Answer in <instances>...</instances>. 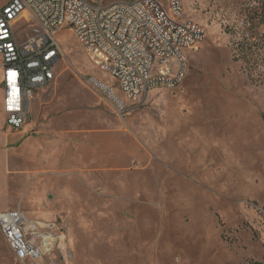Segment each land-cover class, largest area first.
<instances>
[{"label": "rangeland", "instance_id": "374dc122", "mask_svg": "<svg viewBox=\"0 0 264 264\" xmlns=\"http://www.w3.org/2000/svg\"><path fill=\"white\" fill-rule=\"evenodd\" d=\"M182 5L204 35L173 86L126 100L62 28L26 125L0 106V211L65 238L22 262L0 234V264H264V0Z\"/></svg>", "mask_w": 264, "mask_h": 264}, {"label": "built area", "instance_id": "2783aa9c", "mask_svg": "<svg viewBox=\"0 0 264 264\" xmlns=\"http://www.w3.org/2000/svg\"><path fill=\"white\" fill-rule=\"evenodd\" d=\"M22 21L34 22L39 33L20 41ZM62 28L134 104L157 86H173L183 76L186 50L204 35L184 19L182 0H0V106L10 129L26 125L34 93L53 79L60 59L55 34ZM0 234L22 262L65 245L63 235L19 210L0 211Z\"/></svg>", "mask_w": 264, "mask_h": 264}, {"label": "water", "instance_id": "95a60500", "mask_svg": "<svg viewBox=\"0 0 264 264\" xmlns=\"http://www.w3.org/2000/svg\"><path fill=\"white\" fill-rule=\"evenodd\" d=\"M95 85H96L97 87H99L101 90H103L107 95H109V94H108V91L106 90V88H105L102 84L96 83Z\"/></svg>", "mask_w": 264, "mask_h": 264}, {"label": "bare ground", "instance_id": "6f19581e", "mask_svg": "<svg viewBox=\"0 0 264 264\" xmlns=\"http://www.w3.org/2000/svg\"><path fill=\"white\" fill-rule=\"evenodd\" d=\"M111 94H112V92H111ZM113 96V95H112Z\"/></svg>", "mask_w": 264, "mask_h": 264}]
</instances>
